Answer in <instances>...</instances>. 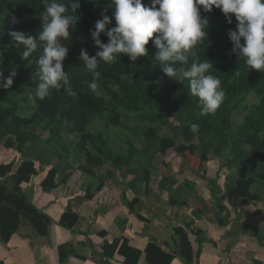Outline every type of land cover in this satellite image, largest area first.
I'll list each match as a JSON object with an SVG mask.
<instances>
[{
  "label": "trees",
  "instance_id": "trees-1",
  "mask_svg": "<svg viewBox=\"0 0 264 264\" xmlns=\"http://www.w3.org/2000/svg\"><path fill=\"white\" fill-rule=\"evenodd\" d=\"M50 2L0 0V72L3 73L0 85L13 70L16 72L12 86L0 88V145L19 155L18 160L0 162L2 244L6 245L17 232L22 220L28 221L40 235L48 232L51 220L23 193L21 184L39 172L37 164L49 166L41 181L43 191H51L60 181H66L70 173L64 172L72 168L68 162L70 148L79 160V170L93 176L98 167L108 163L112 169L106 178L114 177V170L123 171L131 177L128 187L136 192L142 184L144 192L152 191L149 165L155 153L165 155L170 150L188 163V169L198 172L214 192L218 190L221 166L234 169L226 177L225 192L217 197L219 213L223 212L221 202L224 199L235 206L261 199L264 188V71L248 70L244 60L232 51L228 31L235 29L234 16L232 24H228L219 9L213 8L211 12L201 9V16L208 20L207 38L192 50L195 58L186 53L187 64L171 65L180 72L190 67L194 59L197 62L209 60L213 65L209 73L220 79L225 92L214 114H200L198 98L191 94L186 79H178L179 73L175 78L164 73L166 62L155 59L157 49L151 39L145 46L148 54L134 62L126 54L117 55L111 64L99 62L96 69L101 73L99 87L90 89L92 76L80 60V51L84 49L93 57L100 50L91 31L102 13L113 16L110 0H79L76 13L79 20L69 28V37L62 41V46L68 49L62 62L68 83L61 81L59 89H50L43 100L33 102L29 96L34 95L40 83L36 60L42 54V44L38 42L37 50L28 58H22L26 49L23 45L17 47L9 32L20 31L38 39L43 24L41 15ZM57 2L68 4V0ZM142 2L147 4L148 0ZM111 27H115L114 19L106 30ZM99 39L101 43L108 42L103 33ZM69 90L75 95H68ZM252 97L255 100L252 101ZM240 114L242 119L237 123L235 118ZM170 118L180 124L179 130ZM192 124L199 125L198 132L190 130ZM110 125L126 128L131 137L142 142L140 148L129 138L127 147L117 150L108 130ZM161 130L165 134L160 135ZM44 133H47L45 138ZM210 153L214 157L223 156L225 161L208 174ZM61 172L64 175L57 181ZM175 183L170 176H163L157 185L159 189L171 191ZM252 185H256L257 191L251 192ZM183 186L175 192L176 197L170 199L172 205L187 204V193L183 189L191 194L194 183L186 180ZM97 188L100 189L101 184ZM91 196L87 191L86 197ZM136 202L134 198L129 209L142 218L135 211ZM77 218L67 209L60 222L71 228ZM218 221L227 224V219ZM173 233L179 239V253L186 264H198L200 249L193 250L187 231L177 226ZM108 246L111 253L118 248L125 257V264H137L142 255L140 249L128 245L126 238ZM145 254L149 264H170L174 257L153 242L147 244Z\"/></svg>",
  "mask_w": 264,
  "mask_h": 264
},
{
  "label": "crops",
  "instance_id": "crops-1",
  "mask_svg": "<svg viewBox=\"0 0 264 264\" xmlns=\"http://www.w3.org/2000/svg\"><path fill=\"white\" fill-rule=\"evenodd\" d=\"M11 150L0 145V162L19 159L13 152L3 159V153ZM215 162L214 156L209 157L208 174L217 169ZM216 164L218 166V161ZM37 167L39 172L21 187L30 201L51 220L48 232L40 235L28 221L22 220L7 244L0 242V264H125V257L118 248L111 253L108 246L122 238L142 251L137 264H149L145 254L149 242L174 255L170 264H186L179 253V239L173 233L177 226L187 231L193 250L200 249L198 264H264V230L261 228L264 219L259 220V215L252 213L251 202L241 205L242 211L245 206L250 210L243 215L240 210L239 213L232 211L226 202L222 204L223 212L219 213L217 197L225 192V182L221 186L219 179L218 190L214 192L198 172L186 167L185 178L194 179L191 182L197 199L191 200L190 192L183 189L187 193V204L179 206L172 205L170 199L176 197L177 189L184 187V180L173 184L171 191L162 190L157 185L162 178L159 175L154 184H149L150 193L143 191V184L136 192L128 187L131 177L123 171L114 170V177L105 178L108 169L102 175L97 171L91 176L72 166L64 172L70 173L66 181H60L64 175L61 172L56 177L60 181L58 185L51 191H43L41 181L49 167L39 164ZM87 191L92 194L89 198ZM211 197L216 207L207 202ZM134 198H137L135 211L142 218L129 209ZM67 209L78 216L71 228L60 222ZM220 219H227V224H221Z\"/></svg>",
  "mask_w": 264,
  "mask_h": 264
},
{
  "label": "clouds",
  "instance_id": "clouds-1",
  "mask_svg": "<svg viewBox=\"0 0 264 264\" xmlns=\"http://www.w3.org/2000/svg\"><path fill=\"white\" fill-rule=\"evenodd\" d=\"M110 3L114 8L113 16L102 13V18L95 22L91 31L100 50L93 57L84 49L80 51V60L92 76L89 83L92 90L99 87L101 73L96 71L99 62L111 64L117 55L124 54L134 62L148 54L145 46L151 39L157 49L155 59L166 62L163 64L164 73L172 78L179 73L178 79H186L191 94L198 98L200 114H214L223 102L225 92L220 79L209 73L213 67L209 60L197 62L194 59L190 67L180 72L171 66L176 62L187 64L186 53L195 58L192 50L207 38L208 20L201 16V9L204 12L219 9L228 24H232L234 16L235 29L228 31L232 51L244 60L248 70L264 71V0H148L147 4L142 0H110ZM79 7V0H68V4L51 0L41 15L43 24L38 39L20 31L9 32L17 47H25L22 58L26 59L35 52L38 42L42 44V54L36 60L40 83L34 95L29 96L33 102L43 100L50 89H59L61 81L68 83V74L62 68L68 49L62 46V41L69 37V28L78 22L76 13ZM113 19L115 27L106 30ZM102 33L107 37L106 44L99 39ZM15 75L13 70L0 88H10ZM0 78H3L2 72ZM68 95L74 96L75 93L69 90ZM190 130L198 132L199 125L192 124Z\"/></svg>",
  "mask_w": 264,
  "mask_h": 264
},
{
  "label": "rangeland",
  "instance_id": "rangeland-1",
  "mask_svg": "<svg viewBox=\"0 0 264 264\" xmlns=\"http://www.w3.org/2000/svg\"><path fill=\"white\" fill-rule=\"evenodd\" d=\"M255 100L254 97H252V101ZM236 122L239 123L242 119V114L240 115H237L236 116ZM169 121H172L173 122V125L176 127L177 130L180 129V124L174 120H172V118H170ZM109 129V133L112 137V139H114L115 141V147L117 148V150H123L127 147V142L126 140L131 138L133 141H134V144L136 145V147H139L142 145V142L138 141L135 137H131V135L129 134V132L127 131L126 128H123L121 126H112L110 125L108 127ZM154 129V127H153ZM161 134H165V131L164 130H161L160 133ZM47 137V133H44L43 134V138ZM14 153L15 156L17 155L16 154V151L14 150H11V152H7L5 151L3 153V159H6V156L10 153ZM70 155H69V161L71 163V166H77L78 167V164H79V160L75 158V156L72 154V150L70 148ZM225 155V154H224ZM210 156H214L212 155V153H210ZM17 157V156H16ZM215 158V161L217 162L218 161V166L215 162V168H219V166L222 165V163H224L225 159L223 158V156L221 157H214ZM211 160H214L213 158ZM82 160L80 159V162ZM108 164V163H107ZM107 164H104L100 167H98L97 171L100 173V175H102L101 173L106 171L105 169H109L111 168V166H107ZM188 163H186L184 160H181L180 157H178L175 153L171 152L170 150L165 154H161V153H155V155L153 156V159L150 163V168L152 169V176H151V179H152V184L155 183L156 180L159 179V175L160 176H170L171 179L173 181L177 182L180 184L181 181H185L186 178V173L185 172H188V170L186 169ZM40 166H42L40 164ZM46 167H49V166H46ZM191 170V169H189ZM230 171H234L233 168H228V167H223L221 166V170H219V184L221 186H223L224 182L226 183V177L227 175L230 173ZM222 172V173H220ZM161 173H166L165 175L164 174H161ZM192 176H194L192 174ZM191 176V177H192ZM104 177L106 178V175H104ZM194 180V179H193ZM191 180V181H193ZM183 181V182H184ZM98 182H99V178H98ZM124 182V181H123ZM150 183V184H151ZM251 192H254V191H257V188H256V185H252L251 188H250ZM200 193V192H198ZM261 199L259 200H252V205L254 206V208L252 209V213L256 214V215H259V220H263L264 219V188L261 190ZM191 200L192 199H197V192L196 191H191ZM218 196H221L218 195ZM207 202H210L211 204L210 205H213V207L215 205V200H213V198H209ZM224 202L228 203L229 206L231 207L230 209H234L236 210V213H239V210L241 211L242 215L249 212L250 210H247V206L244 207V210L242 211L241 209V205H238V206H235L234 204H232L230 201H228V199H224L221 203L224 204ZM193 203V201H192ZM256 205V206H255ZM225 206V205H224ZM243 206V205H242ZM212 207V206H211ZM226 210L228 211L227 207L225 206ZM210 210V209H208ZM233 211V210H232ZM248 215V214H246ZM263 230H264V226L261 227Z\"/></svg>",
  "mask_w": 264,
  "mask_h": 264
}]
</instances>
